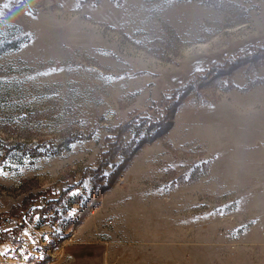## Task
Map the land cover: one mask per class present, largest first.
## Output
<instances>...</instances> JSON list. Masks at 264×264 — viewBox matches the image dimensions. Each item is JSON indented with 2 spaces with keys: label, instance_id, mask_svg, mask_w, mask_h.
<instances>
[{
  "label": "rangeland",
  "instance_id": "374dc122",
  "mask_svg": "<svg viewBox=\"0 0 264 264\" xmlns=\"http://www.w3.org/2000/svg\"><path fill=\"white\" fill-rule=\"evenodd\" d=\"M0 170V264H264V0H0Z\"/></svg>",
  "mask_w": 264,
  "mask_h": 264
},
{
  "label": "crops",
  "instance_id": "0c3cea01",
  "mask_svg": "<svg viewBox=\"0 0 264 264\" xmlns=\"http://www.w3.org/2000/svg\"><path fill=\"white\" fill-rule=\"evenodd\" d=\"M264 235V234H263ZM133 245H135V244H133ZM133 245H128L127 246V250L129 251L131 248H133ZM126 257L128 258V254L126 255V254H124L123 256H122V258H123V261H122V264H128L130 261H127L126 260ZM136 263V262H135Z\"/></svg>",
  "mask_w": 264,
  "mask_h": 264
},
{
  "label": "trees",
  "instance_id": "16d2710c",
  "mask_svg": "<svg viewBox=\"0 0 264 264\" xmlns=\"http://www.w3.org/2000/svg\"><path fill=\"white\" fill-rule=\"evenodd\" d=\"M4 236H5V234H4ZM7 238H5V237H3V238H1V241L3 242V241H5Z\"/></svg>",
  "mask_w": 264,
  "mask_h": 264
},
{
  "label": "snow or ice",
  "instance_id": "6c2138e0",
  "mask_svg": "<svg viewBox=\"0 0 264 264\" xmlns=\"http://www.w3.org/2000/svg\"><path fill=\"white\" fill-rule=\"evenodd\" d=\"M0 174H3V170H0Z\"/></svg>",
  "mask_w": 264,
  "mask_h": 264
}]
</instances>
